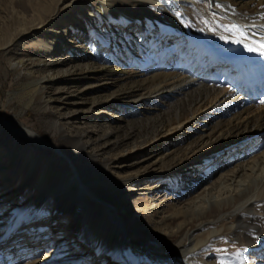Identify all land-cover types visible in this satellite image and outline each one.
<instances>
[{
    "label": "bare ground",
    "instance_id": "obj_1",
    "mask_svg": "<svg viewBox=\"0 0 264 264\" xmlns=\"http://www.w3.org/2000/svg\"><path fill=\"white\" fill-rule=\"evenodd\" d=\"M64 1L58 0L55 7L59 8V12L57 17L52 19H45L54 7L53 3L46 0L31 8L29 11L32 13L25 12L26 14L21 15L16 28L13 26L5 28L3 37H0V52L16 47L22 39L36 33L37 30H48L51 38L62 36L63 46L67 49L74 40L83 42L82 33L68 40L60 29L62 24L71 22L63 12L65 8L60 9ZM85 1L72 0L70 6L83 7ZM106 1L108 3L105 4L109 6L108 12H104V5L95 8L102 18L108 21L109 16L115 15L122 26L134 31L132 36L127 35L121 40L124 47L118 57L121 63L120 71L110 67L111 61L108 65H97L91 58L87 62L81 60L73 67L64 69L65 60L61 61V56L55 61L53 56L50 61L35 62L34 59L26 61L22 53L17 52L11 62L17 70L26 71L30 83L29 91L34 100H44L47 103L58 101L64 104L72 101L76 103L80 100V93L69 92L64 88L61 93L70 94L69 98H65L57 94L49 95L48 91L68 76L73 77L71 81L78 83L94 80L100 73L106 76L120 73L127 81L122 94L133 98L138 106L145 105L147 102L145 99H150L154 105L159 106L155 109L157 118L153 120L151 127L146 128L149 130L148 134L151 132L152 136H157L164 128L188 118V125L174 128L181 131L182 135L173 138L171 143L186 140L188 144L187 148L183 149L185 150L183 154L192 152L200 155L191 159L186 166L181 167V164H177L165 170L170 172V176L174 173L175 179L169 186L168 181L164 180L166 177L157 180L146 188L150 190L158 188L160 184L167 185L173 191L178 190L193 171L202 173L200 177H207L206 170L209 166H222L230 155H233L231 150L235 146L240 147L238 145L243 141L251 140L248 136L264 130V107L253 110L258 99L264 97V56L259 52V44L264 42V0H154L164 5L163 12L152 9L147 2L152 0H141L145 4H141L142 8H136L134 11L126 9L129 5L126 1ZM145 9L149 14L145 13ZM26 11L28 12V9ZM82 44H85V50L90 49V41ZM50 45V42H47L45 47L49 48ZM248 47L257 50L249 52ZM123 59H127L128 63H123ZM130 68L140 71L134 72ZM100 102L94 103L97 112H103L99 106ZM104 103L107 104L108 101ZM163 107L169 108L168 112L161 113ZM206 108L209 110L204 111ZM227 116L231 118L225 120ZM199 126H210L208 142L203 141L204 136L198 131ZM8 127L15 132L17 138L29 140V146L34 147L30 153L38 159L37 179L31 194H34V191H42V194L27 211L16 204L5 208L7 214L0 221L4 227V231H0V243L5 242L6 246L0 252V259L16 262L20 258H25L24 264H91V261L93 264L146 263H142L137 249L140 246H148L150 239L141 238L139 231L132 232L118 211L117 203L102 198L106 192L121 194L128 184L138 180L137 175L130 174L123 179H116L110 176L108 170L109 172L104 173V181H93V174H85L81 170L85 164L73 160L72 156L83 155L82 151H86L92 145H94L91 148L92 153L105 155L103 149L98 148V140H102V137L91 132L81 133L82 131L75 129L70 134L63 133V145L57 146L26 127L15 123H9ZM215 132H219L217 138L214 136ZM111 133L112 140L106 142L110 143L109 153L124 145L119 154L121 156L123 151L128 149L129 152L131 148L133 151L137 147L132 146V142L129 143L132 135L119 134L116 131ZM220 137L223 138V141L219 142L221 145L205 146ZM238 139L239 142H236ZM158 147L157 144L148 151L154 152ZM244 167L237 166L232 174L226 175L229 183L224 187L223 183L220 185L223 188L218 195L208 191L199 197L200 200L195 199L192 202L191 206H195L196 210H200L197 206L199 203L208 206L198 215V218L204 217L208 222L199 223L193 231L187 232L183 239L174 245L178 262L175 263L165 254L151 251L155 261H151L153 264H196L194 260L196 254L219 232L212 231L206 240H201L196 236L198 231L233 214L239 215L241 226L245 225L246 220L242 212L246 209L253 212L257 204L264 203V157L250 162L246 170H243ZM179 168L181 169L176 171ZM134 187L133 191L144 190L139 182ZM187 188L185 187L184 191ZM78 191L83 192L87 199L91 197L93 198L91 200L99 202L104 214L92 218L87 216L86 211H76L80 200L76 199ZM12 202L14 201L11 200ZM47 214H50V218L46 217ZM67 215L72 218V223L68 227V240L79 242L82 251L77 255L62 257L58 248L64 244V240L58 239L59 244L53 246H49L46 240L56 235L58 230H62L64 227H61L62 221ZM256 218L254 216V219ZM166 220L167 217L162 223ZM44 224L47 226L44 227ZM37 228L47 230L44 234L37 235L38 231L37 236L29 233L30 229ZM257 232L264 237V229L258 228ZM156 234L165 238L163 229ZM82 235L86 238L83 242L80 239ZM247 239L250 244L248 252L253 255L251 262L260 260V255L264 256V244L256 246L252 235L249 234ZM161 246L162 243H159L158 247ZM84 251L89 252L86 262L82 258ZM259 263L263 264L264 260Z\"/></svg>",
    "mask_w": 264,
    "mask_h": 264
},
{
    "label": "rangeland",
    "instance_id": "obj_2",
    "mask_svg": "<svg viewBox=\"0 0 264 264\" xmlns=\"http://www.w3.org/2000/svg\"><path fill=\"white\" fill-rule=\"evenodd\" d=\"M40 1L42 0H0V37H3L5 28L12 26L16 28L18 25L16 23L20 22V16L32 13L29 10ZM46 1L53 3L54 7L49 12L50 14L48 13L45 16V19L57 17L59 8L55 6L58 0ZM71 1L65 0L60 6V9L65 8L63 12L71 21L62 24L60 29L65 34V39L68 40L82 33L84 35L83 42L74 40L67 49L63 46L62 36L51 38L48 30H37L36 33L34 32L22 39L16 47L0 52V221L6 216V209L11 204H16L17 207L27 211L34 205L37 197L42 194V191H34V194H31L37 179L38 159L37 156L30 153L34 147L29 146V140L17 138L15 132L8 127L9 123L31 129L44 137L47 142L57 146L63 145V133L70 134L75 129L82 131L81 133L91 132L102 137V140H98V148L103 149L102 152L106 154L100 156L92 153L91 148L94 147L92 145L86 151H82L83 155L72 156L73 160L85 164L81 170L85 174H93V181H104V173L108 170L110 176L116 179H123L127 175L136 174L138 180L135 183L128 184L121 194L116 193L117 195H115L106 192L102 198L117 203L118 211L124 217V222L132 232L137 233L139 231L141 238L150 239L148 246H140L137 249L142 263L153 264L151 262L154 261L151 251L165 254L176 263L178 258L174 253V245L181 241L187 232L193 231L199 223L208 222L204 217L200 216L201 220L198 218V215L208 206L199 203L197 206L200 210H196L195 206H191L192 202L195 199L200 200L199 197L204 196L208 191H213L218 195L219 191L229 183L226 180V178L228 179L226 175L232 174L231 172L237 166L244 165L243 170H246L245 168L250 162L257 158H263L264 130L258 134L248 136L251 140L240 142L243 144L238 145L240 147L235 146L231 150L233 155H230L228 161L222 166H209V170H206L208 171L207 177H200L202 173L193 171L183 181L181 188L173 191L167 185L169 186V183L175 179L173 177L174 173L170 176V172L165 170L177 164H181V167L186 166L191 159L198 158V155H200L192 152L183 154L185 151L183 149H186L188 144L186 140L183 141L182 139V141L177 140L178 143H171L173 138L182 135L181 131L176 129L188 125L189 119H183L168 128H164L157 136H152L151 132L148 134L149 130L146 128L151 127L153 120L157 118L155 109H158L159 106L154 105L155 103L149 101L150 99H145L147 101L145 105L138 106L134 103L133 98L131 99L129 96L127 98L126 95L122 94L121 92L127 86V81L120 76V73L108 76L100 73L94 80L78 83L77 81H71L73 77L68 76L64 81L54 85L51 91H48L49 95L55 94L53 96L58 95L65 98H69L68 95L70 94L61 93L64 88L69 92L80 93V100L76 103L73 101L65 104L59 101L47 103L44 100H34L32 93L29 91L30 83L26 71L17 70L11 62L15 53L20 52L26 61L34 59L35 62L50 61L53 56L55 61L62 57L61 61L65 60L64 69L73 67L81 60L87 62L91 58L94 59L97 65H108L111 61L110 67L117 71L120 69L121 64L118 57H120L124 47L121 40L125 39L127 35L131 34L132 36L134 33V31L122 26L116 19L117 17L112 15V12H110V15H112L109 16L110 20L107 21L102 18L103 16L98 10H95V8L104 5V12H108L109 6L105 4L108 1L86 0L85 6H83L85 8L82 6L72 7L70 6ZM121 1L128 2L129 5L126 8L129 9L128 11L142 8L141 4H145L141 0ZM147 2L153 10L164 11V5L154 0ZM26 9H28V12ZM145 13L149 14L146 9ZM88 41H90V49L85 50V44L82 43ZM47 42L51 44L49 48L45 47ZM47 49L52 51L48 52ZM122 62L128 63L127 59H123ZM130 70L138 71L135 68H130ZM102 75L103 77H101ZM261 100H264V97L261 96L258 99L253 110L264 107V104L260 103ZM106 101H108L107 104L104 103ZM95 102H100L99 106L102 107L103 112L95 111L97 109ZM161 102L158 104L161 105ZM167 109L169 110V108L163 107L161 113L168 112ZM203 110L207 111L209 108ZM230 118L231 116H227L224 119L229 120ZM209 127L199 126L198 129L200 134L202 133L204 136L203 141L205 142L210 132ZM110 131L132 135L134 139L132 138L129 143L132 142L131 145L137 147L133 151L132 148L129 150V152L132 151L131 154L127 152V149L122 152L121 156L119 155L120 151L124 149V145L120 149L112 150L109 153L110 143L107 144L106 142L112 140L113 133ZM218 133L215 132L214 134L216 138L219 136ZM220 141H223V138L220 137L216 141L212 140L209 144L206 143L205 146L210 147L219 144ZM212 142L213 144H211ZM236 142H239V139ZM157 144L159 147L150 153L148 150H152ZM179 148H181L180 153ZM85 152L89 154H85ZM128 160L131 161L128 162ZM258 165L261 168L260 163ZM164 177L167 178L164 179L168 181L167 185L160 184L156 189H146L153 185L155 181L162 180ZM138 182L144 187V190L133 191ZM185 187L188 188L184 191ZM76 196V199H80L76 211H86L87 216H92V218L104 214L99 202L91 200L93 198L88 197L87 199V196L80 191L76 193ZM11 200L14 202L11 203ZM242 213L246 220L243 226L240 225L239 215L233 214L219 222L208 225L206 223L207 226L196 233L199 239L206 240L212 231H219L196 254L197 257L195 256L194 259L196 264H221V261H223V264H261L259 262L264 260L263 255H260V260L251 262L253 255L248 252L250 244L247 236L248 234L252 235L256 246L264 244L263 235L257 232L258 228L264 229V203L257 204L253 212L246 209ZM254 216L257 218L254 219ZM46 217L50 218V214H47ZM165 217H167V220L162 223ZM70 223H72V218L67 215L62 221L61 227L64 226L62 232L58 230L56 235H53L52 238L48 237L46 240L49 246L59 244L58 239L64 240V244L61 245L62 248L58 246V251L60 250L62 257L77 255L82 251L78 245L79 242L68 240L67 233ZM43 226L47 225L44 224ZM3 228V225L0 224L1 232L4 231ZM158 229L164 230L165 238L156 234L159 232ZM46 230L42 228L30 229L29 233L32 232L36 235L39 231L37 234L39 235V233L44 234ZM25 231L22 233H25ZM80 239L82 242L86 240L83 235ZM159 243H162L161 247H158ZM5 246V242L0 243V252ZM256 257L259 258L258 255ZM24 262L25 258H20L16 262L10 259H5V261L0 259V264H24Z\"/></svg>",
    "mask_w": 264,
    "mask_h": 264
},
{
    "label": "snow or ice",
    "instance_id": "obj_3",
    "mask_svg": "<svg viewBox=\"0 0 264 264\" xmlns=\"http://www.w3.org/2000/svg\"><path fill=\"white\" fill-rule=\"evenodd\" d=\"M177 16H179V13L176 14ZM235 27V26H234ZM247 50L249 52L251 51H256L257 49H254V48H251V47H248ZM259 52H260V55L261 56H264V42H261L259 44ZM260 103L264 104V100H261ZM221 264H223V261H221Z\"/></svg>",
    "mask_w": 264,
    "mask_h": 264
}]
</instances>
